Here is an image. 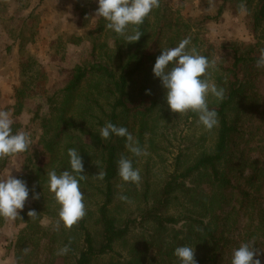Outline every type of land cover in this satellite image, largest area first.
<instances>
[{
  "label": "trees",
  "instance_id": "16d2710c",
  "mask_svg": "<svg viewBox=\"0 0 264 264\" xmlns=\"http://www.w3.org/2000/svg\"><path fill=\"white\" fill-rule=\"evenodd\" d=\"M183 2L160 0L138 26L143 35L134 43L108 29L102 17L92 25L90 11L95 13L98 1L78 6L82 35H62L59 41L89 43L91 51L71 70L65 86L52 92L46 89L48 70L22 52L19 84L6 111L15 119L14 134L21 128L17 118L31 113L40 135L37 149L24 152L17 176L26 181L29 197L20 211L22 219L15 220L22 228L9 246L17 250L16 264H181L174 255L179 246L193 247L197 264H231L234 250L248 242L259 253L254 259L264 264V68L256 66L264 48V0H221L217 16L207 18L216 21L226 12L240 15L238 5H246L254 43L227 45L228 61L216 60V48L204 38L206 16L201 21L184 18ZM132 27L126 34H133ZM184 38L191 40L189 50L195 47L216 61V69L209 70L211 79L225 90L220 102L209 96V108L219 121L210 131L197 114L170 110L166 90L153 73L162 50ZM37 92L43 93L45 103L33 113L28 102ZM106 122L127 128L148 154L133 156L126 138L114 134L102 139L99 133ZM192 124L201 134L186 138L188 145L181 144L167 160L163 152L185 141L183 128ZM70 148L83 159L87 179L80 181V188L87 212L66 229L47 172L71 171ZM121 155L140 170L139 184L118 175ZM8 158L0 159V179ZM99 171L106 173L103 180L95 178ZM37 193L40 198L33 199ZM121 195L128 201L119 199ZM33 209L35 219L27 215ZM7 220L0 217V229ZM69 241L70 251L58 255Z\"/></svg>",
  "mask_w": 264,
  "mask_h": 264
},
{
  "label": "clouds",
  "instance_id": "9594fccd",
  "mask_svg": "<svg viewBox=\"0 0 264 264\" xmlns=\"http://www.w3.org/2000/svg\"><path fill=\"white\" fill-rule=\"evenodd\" d=\"M160 6V0H98V8L95 17H102L108 23L106 27L122 36L128 43L138 42L143 35L139 31L145 19L154 8ZM241 12H246V5H238ZM133 34H126L129 26ZM190 38H184L174 48L162 50L156 58L153 67L154 76L159 78L162 87L166 90V101L173 113L186 114L189 111L197 114L198 122L207 130H212L218 125V116L215 109L209 108V96L215 97L217 102L224 98L225 90L218 87L211 79V70L216 69V61L209 60L201 55L195 47L190 50ZM171 65V67H170ZM257 68H264V48L260 49V55L256 62ZM146 94H151L146 90ZM13 120L11 113L0 110V159L12 157L26 152L31 145L30 133L26 131L12 130ZM100 137L104 140L111 135L126 138L125 147L133 156L147 155L146 149L139 146V141L127 128L116 126L106 122L100 129ZM71 171L65 170L57 174L56 170H49L48 187L54 194L59 208V220L66 229H71L86 215L84 193L80 188V181L87 179L84 174L83 159L75 148L68 149ZM118 175L124 182L139 184L141 181L140 170L133 167L132 159L121 155L118 160ZM106 173L99 171L96 179L103 180ZM29 197V188L26 181L17 179L11 174L0 179V217L8 220H16L20 217V211L25 207ZM37 193L33 199H39ZM122 201H128V197L121 195ZM27 215L33 219L38 213L33 209ZM70 243L64 245L58 255H66L70 251ZM27 252V249L24 250ZM181 264H197L195 249L191 246H179L174 250ZM259 255L253 242L242 243L233 252L231 264H261L254 256Z\"/></svg>",
  "mask_w": 264,
  "mask_h": 264
},
{
  "label": "rangeland",
  "instance_id": "374dc122",
  "mask_svg": "<svg viewBox=\"0 0 264 264\" xmlns=\"http://www.w3.org/2000/svg\"><path fill=\"white\" fill-rule=\"evenodd\" d=\"M88 1L90 0H0V110H7L13 103L15 89L19 84L22 52L35 57L45 72L48 70L49 81L46 84L48 92L65 86L70 78L71 70L80 65L88 56L91 45L89 43L80 46L67 45L66 38L61 40L62 44L59 37L82 35L84 30L80 27L81 21L77 10L78 6L81 8L89 6ZM220 3L221 0H184L181 3L182 16L186 19L200 21L206 16L203 29H201L204 38L216 48L214 52L216 60L228 61L224 48L232 42L254 43V35L250 24L247 23L245 12L240 15L226 12L216 21H209L207 19L209 16H217ZM174 6L178 8L176 1ZM90 16L93 18L92 25L94 26L98 17H95L92 11H90ZM33 39L35 43H32ZM22 47L25 49H21ZM34 94L35 96L28 102L33 113L39 105L45 103V99L41 96L43 93ZM32 117L31 113H26L17 118V121L21 125L19 131L30 133L29 148L35 150L38 147L40 132L37 124L33 123ZM12 120L15 121L13 118ZM183 129H185V141H176L174 147L163 152L167 160H171L176 155L177 148L181 144L185 146L188 143L186 138L201 134L195 124L185 126ZM214 141V136H212L210 142L214 143ZM25 159L24 152L9 157L3 178L10 174L17 178ZM170 163L168 161V165ZM21 228L16 225L15 220H7L4 229H0V264H16L17 250L15 248L11 250L9 246L10 242L16 240L15 235Z\"/></svg>",
  "mask_w": 264,
  "mask_h": 264
}]
</instances>
